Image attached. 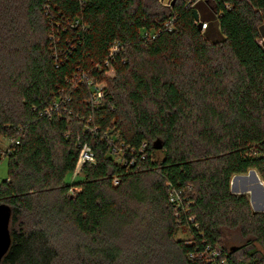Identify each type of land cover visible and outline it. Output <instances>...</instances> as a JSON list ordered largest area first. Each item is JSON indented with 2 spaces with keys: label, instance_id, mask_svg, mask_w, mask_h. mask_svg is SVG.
Here are the masks:
<instances>
[{
  "label": "trees",
  "instance_id": "1",
  "mask_svg": "<svg viewBox=\"0 0 264 264\" xmlns=\"http://www.w3.org/2000/svg\"><path fill=\"white\" fill-rule=\"evenodd\" d=\"M160 1L0 0L1 264H264V0Z\"/></svg>",
  "mask_w": 264,
  "mask_h": 264
},
{
  "label": "rangeland",
  "instance_id": "2",
  "mask_svg": "<svg viewBox=\"0 0 264 264\" xmlns=\"http://www.w3.org/2000/svg\"><path fill=\"white\" fill-rule=\"evenodd\" d=\"M176 0H161L160 4L163 7L169 6L170 3H174ZM199 5L195 7V9L199 12L200 15V22L206 21L211 25V31L208 32L207 36L215 41H220L222 38V33L219 29V16L213 11L211 6L204 0L199 1ZM264 26V24H263ZM264 42V38L262 40ZM110 76L114 75V71L111 70L109 72ZM105 86V83H102L100 87ZM11 140L0 137V151L4 152ZM79 171V170H78ZM255 171V170H253ZM244 176H248L244 179H238L237 183L234 184L235 190L238 194L244 193L250 196L249 201L251 203L252 208L262 209L264 210V191L261 187V184L264 182L262 181L259 173L255 171V173L250 174L249 172L243 174ZM8 176V161L5 157L0 160V183L4 181ZM80 179V177H79ZM235 191V192H236ZM254 210V209H253Z\"/></svg>",
  "mask_w": 264,
  "mask_h": 264
},
{
  "label": "water",
  "instance_id": "3",
  "mask_svg": "<svg viewBox=\"0 0 264 264\" xmlns=\"http://www.w3.org/2000/svg\"><path fill=\"white\" fill-rule=\"evenodd\" d=\"M206 2L211 6L213 11L216 13L217 9L212 4V2L210 0H207ZM193 13H194L195 19L197 21H199L200 20L199 12L195 9L193 11ZM198 27L201 30L202 29V23H199ZM253 173H255V171H253V170L249 171V175L253 174ZM247 177L248 176H244V175H235L232 178V181H231V191H232V193L238 194L237 191L235 190V186H234V184L237 183L238 179H244V178H247ZM261 187H262V189L264 191V184L263 183L261 184ZM244 193H241V194H244ZM249 198H250V196H249ZM253 209H254L253 211L255 213H258V212L264 213V210H260V209H256V208H253ZM11 216H12L11 208L9 206H7V205H0V264H1L4 256L8 252V250L10 248V245H11V234H10V229H9Z\"/></svg>",
  "mask_w": 264,
  "mask_h": 264
},
{
  "label": "built area",
  "instance_id": "4",
  "mask_svg": "<svg viewBox=\"0 0 264 264\" xmlns=\"http://www.w3.org/2000/svg\"><path fill=\"white\" fill-rule=\"evenodd\" d=\"M206 25H203V28H205ZM98 97H102V93L99 91V93L97 94ZM146 147V144L143 145V148ZM115 153L117 152L116 149L113 150ZM95 162V156L93 154V152L91 151V149L87 146H85L80 154V158H79V162L77 165V171L80 170L81 166L85 163H94ZM115 183L117 184L118 181H115Z\"/></svg>",
  "mask_w": 264,
  "mask_h": 264
},
{
  "label": "crops",
  "instance_id": "5",
  "mask_svg": "<svg viewBox=\"0 0 264 264\" xmlns=\"http://www.w3.org/2000/svg\"><path fill=\"white\" fill-rule=\"evenodd\" d=\"M236 187V186H235ZM260 210H262V209H260Z\"/></svg>",
  "mask_w": 264,
  "mask_h": 264
}]
</instances>
